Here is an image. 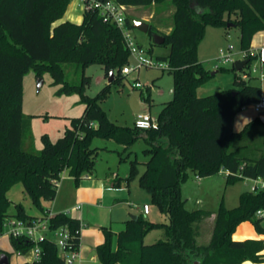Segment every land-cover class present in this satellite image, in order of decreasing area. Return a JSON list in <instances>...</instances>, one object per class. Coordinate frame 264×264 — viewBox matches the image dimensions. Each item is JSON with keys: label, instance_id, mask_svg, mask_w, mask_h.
Masks as SVG:
<instances>
[{"label": "trees", "instance_id": "1", "mask_svg": "<svg viewBox=\"0 0 264 264\" xmlns=\"http://www.w3.org/2000/svg\"><path fill=\"white\" fill-rule=\"evenodd\" d=\"M114 1L124 6H147L167 0ZM170 1L175 6L173 27L169 33L162 34L164 43L170 45V52L157 59L170 66L173 95L158 113L157 126L141 129L111 121L99 101L112 83L123 82L122 68L130 62L123 33L115 23L105 21L97 9H84L81 23L65 20L55 24L62 18L69 0H0V235L12 217L28 223L39 218L28 213L22 204L16 205L14 213L9 212L8 191L15 184H23L25 193L43 215L48 210L46 203L52 202L57 195L64 170L73 176L76 185L82 175L93 171L98 151V147L91 144L90 138L94 134L117 140L125 150L143 137L148 159L140 184L166 215V222L161 224L168 238L145 243V233L156 224L138 215L137 219H128L126 227L118 232L116 249L113 248L112 232L104 228L105 239L96 248L100 262L242 264L248 259L264 262L262 240L233 238L237 226L246 220L264 233L262 218L256 216V211L264 207V188L243 191L237 206L228 208L221 204L216 211L188 209L187 200L181 193V183L190 170L199 177L228 170L230 173L225 174L228 183L264 177V137L260 156L250 157L243 153L246 148L243 143L256 120L240 131H235L233 126L235 116L243 107L261 98V87L251 83L252 77L243 79L233 66L232 87L207 96L197 95V87L209 77L198 56L206 25L227 27L233 22L239 26L241 48L251 62L253 37L264 30V0ZM126 26L133 28L128 18ZM147 33L152 39L153 34L159 32L149 24ZM94 62L102 65L107 78L114 73L112 81L96 96L83 93L82 115L73 118L71 127H67L56 141L43 134L41 150H26L23 137L28 135L30 119L23 112V78L27 71L35 69L41 76L44 70H49L54 82L58 83L65 80L64 64L75 63L83 70L82 80L74 85L65 81L61 91L83 92L91 82L84 69ZM244 67L240 71L244 72ZM144 99L149 101V96ZM136 166V160H131L132 173ZM120 180L115 178L114 183L119 184ZM213 214L215 220L210 240L199 244V223ZM49 225L51 229L67 226L74 247H80L79 219L58 212L50 218ZM11 242L16 251L23 254L36 245L40 247V257L26 264H64V257L50 237L34 241L11 236ZM3 253L0 250V257Z\"/></svg>", "mask_w": 264, "mask_h": 264}, {"label": "rangeland", "instance_id": "2", "mask_svg": "<svg viewBox=\"0 0 264 264\" xmlns=\"http://www.w3.org/2000/svg\"><path fill=\"white\" fill-rule=\"evenodd\" d=\"M174 11L175 6L170 0H167L161 4L147 6L130 5L125 9V17L132 23L141 20L152 24L157 32L163 34L170 32L173 27ZM83 12V0H69L62 18L57 20L55 24L62 23L65 20L77 24L81 23ZM130 32L135 41L140 45L142 44L154 60L158 56L169 54L170 45L168 43L152 45L153 38L151 39L147 32L134 27L130 29ZM240 34L241 29L239 26L226 27L211 23L206 25L204 37L198 47V56L209 72V77L197 87L198 96L215 94L234 85L235 72L232 70L234 62L224 61L220 57L223 52L225 55L231 53L230 58L234 61L245 58L244 51L241 48ZM151 49L152 51H150ZM251 52L254 55L253 59L244 67V72H249L252 82L262 84L260 73L264 71V63L261 59V49L252 48ZM130 64H135L133 56L130 57ZM255 67L258 68V72L254 73L253 69ZM214 71L216 73L212 74ZM64 72V82L60 81L58 83L54 82L49 70H44L42 75L38 76L35 69H31L24 75L23 112L30 119V128L28 135L23 137V146L28 151L37 152L41 150L43 146L41 137L43 134H48L52 141H56L58 137L62 136L64 130L71 127L72 119L80 117L83 113L85 106L83 93L96 96L108 84V78L102 65L94 62L84 69L85 75L91 77V82L83 92L77 90L71 92L61 91L65 81L72 85L80 84L83 74L81 67L75 63H65ZM238 73L242 75L243 71H238ZM38 78L43 79L39 88ZM136 81L140 82L141 87L135 86ZM172 95V73L168 69L160 67L143 66L139 70L136 69L126 74L123 82L112 83L107 94L101 97L99 101L111 121L119 125L132 127L139 112H150L152 116L157 117L164 103L172 99ZM146 96H149V101H145L144 97ZM254 113L255 115L259 114V112ZM90 139L91 144L98 147V151L93 171L86 173L88 177L98 186L104 183L105 186L111 185V174H117L121 178L118 187L112 188L115 190L114 192L107 191L104 195H99L98 198L93 199L91 207H94L95 220L90 223L91 227H97L98 224H107V227L103 225L99 228L103 236L105 235L104 228L112 232L113 248L116 249L118 232L126 227V221L132 215H142L139 206L142 207L147 202L150 205L151 213L142 216L147 221L155 223L156 226L151 227L145 233V243L151 244L158 240L167 239L165 227L161 224L166 222V215L152 202L150 193L140 184V176L145 170V161L148 159L145 152L147 147L145 139L139 137L129 150H125L124 145L117 140L113 138L106 139L99 134H94ZM133 159L136 160L137 165L134 173L131 171V160ZM65 171L62 172L58 185L66 177ZM127 177H130L129 180ZM83 178L82 175L80 182ZM252 184L248 179L228 183L223 170L206 177H199L194 171L190 170L188 177L181 183V193L182 197L187 200L186 207L188 209L204 208L216 211L221 204L228 208L237 206L240 194L249 190ZM73 185H76L75 180ZM98 190L101 191L99 188ZM91 193L93 195V190ZM8 198L11 200L9 208L11 213L16 211L17 204H22L26 211L32 215H40L41 213L39 207L27 196L21 183L15 184L8 191ZM261 223L264 226V218H262ZM108 224H112L113 229ZM242 225L247 227V231L244 233L246 235L251 231L252 233L264 235L249 220L244 221L235 233L241 231ZM213 227V217H208L199 223V244L209 242ZM11 228L9 223L5 224L4 232L0 235V247H13L10 235ZM44 234L52 239L56 238L53 231L48 230ZM245 238L249 237L246 236ZM14 255H16V252L10 254V256Z\"/></svg>", "mask_w": 264, "mask_h": 264}, {"label": "crops", "instance_id": "3", "mask_svg": "<svg viewBox=\"0 0 264 264\" xmlns=\"http://www.w3.org/2000/svg\"><path fill=\"white\" fill-rule=\"evenodd\" d=\"M127 7L128 6H125V8ZM252 48L261 49V51L262 49H264V30L259 31L254 35L250 51H252ZM251 83L256 84L252 82V80H251ZM256 85H259L261 87L262 94L264 95V81H262V84H256ZM253 110L254 109L251 105L243 107V109L235 116L233 126H234L235 131H240L248 123L254 120L257 121L258 119V121L257 122L255 121L254 125L251 128H249L251 130L248 132V138L245 141L246 143H243L244 145H246V148L243 149V153L245 155L250 156V157H258L260 156L262 152L261 142L264 137V115L263 117H260V114L264 111H256V110L253 111ZM254 112H259V114L255 115ZM65 173L67 175H65L66 177L62 180L61 184L58 185L57 195L55 199L52 202L47 203V207L53 213L65 212L67 210H71L70 212L71 217L73 216L79 219L82 223H85L84 225L85 227L83 226L81 228V242H80V247H79V251L81 252H80L79 262L81 264H102L99 260L96 248L105 239V235L103 236V233L101 232V229L99 228L100 226H103L104 224H98L97 226L98 228L91 227L90 223H92L95 220L94 218L95 211H94V207H91L92 206L91 204L93 202V199L98 198L99 195L102 196L104 195V193H107V191L114 192L115 190L112 188L118 187V185L121 182L120 180L119 184L118 183L115 184L114 180L115 178H120V177L117 174H113V175L111 174L112 176L110 180L111 185L108 184L109 186L108 185L105 186V183H104L103 185L101 184L100 186H98L96 183H94V181L91 180V178L88 177L87 174H84L83 175L84 178L83 180H81L80 184L73 185L74 183L73 176L69 175L68 170H66ZM105 181H108V180H105ZM98 188L101 191H99ZM92 190L94 192L93 195H91ZM144 204H148V203L145 202ZM76 205H80V208L76 209L75 208ZM139 210L142 215H149L151 213V208L148 214H144L142 211V207L140 206H139ZM41 215L42 213L36 216H41ZM212 217L215 220V214L210 216V218ZM14 219L15 218L12 217L10 220H14ZM242 223H244V221L241 222L237 226L236 230L239 229ZM104 226L107 227V224ZM108 226L113 229L112 224H108ZM241 228L242 229L240 232L233 233V238H235L236 240H247V239H257L258 240L259 239V240H262L264 243V235L256 234L254 232L252 233V231L246 235L244 233L247 231V227L242 225ZM244 235H246L249 238H245L246 236ZM13 248L14 247L10 248L7 246L0 247V250L4 252L3 255H7L6 253H8L9 262L17 263V264H22V263L26 264L34 260L32 252L22 254L16 251L15 248H14L15 250L13 251ZM13 252H16V255L10 256V254L11 253L13 254ZM261 253L264 254V248L261 251ZM255 263H258V262H254L248 259V260H245L242 264H255ZM259 263L264 264V262H259Z\"/></svg>", "mask_w": 264, "mask_h": 264}, {"label": "built area", "instance_id": "4", "mask_svg": "<svg viewBox=\"0 0 264 264\" xmlns=\"http://www.w3.org/2000/svg\"><path fill=\"white\" fill-rule=\"evenodd\" d=\"M84 9H97L103 15L105 21L115 23L122 31L124 37V43L130 52V57L133 56L135 58V64H130V62L122 68L123 74H129L136 69L139 70L143 66L149 67H160L163 69H169L170 66L167 62L161 61L159 59L154 60L152 56L148 54V51L137 41H135L132 36L130 29L126 26V17H125V6L116 3L114 0H83ZM231 48V46H230ZM245 58H247V53L244 51ZM231 53L225 55L223 52L221 53L220 59H224V61H233L230 58ZM253 72H258V68L255 67ZM251 77L250 74L243 72L242 78L248 79ZM260 79L264 81V71L260 73ZM136 87H141L140 82H135ZM251 106L256 111H264V95L262 94L261 98L252 103ZM134 125L141 129H150L157 126V117L152 116L150 112H142L137 114ZM225 174L230 173L228 170L224 171ZM237 175V174H236ZM250 180L253 184L251 185L252 191H258L264 188V177L258 178H245ZM76 209L80 208V205L75 206ZM142 211L144 214H148L150 212V205L143 204ZM71 210L65 211V213L70 214ZM51 210H46V212L42 216H38L39 218L34 219L32 222H25L20 219L10 220L8 223L11 225L10 235L14 237H24L34 241H38L40 239L46 238L47 236L44 232L50 230L55 233L56 238L53 239L59 249V252L64 257V264H81L79 262L80 252L79 248H75L72 241V234L67 226H61L56 229H51L49 225L50 218L54 215ZM256 216L259 218H264V207L258 209L256 211ZM83 223L81 222V228L83 227ZM34 259H38L40 257L41 251L40 247L36 245L31 249Z\"/></svg>", "mask_w": 264, "mask_h": 264}, {"label": "water", "instance_id": "5", "mask_svg": "<svg viewBox=\"0 0 264 264\" xmlns=\"http://www.w3.org/2000/svg\"><path fill=\"white\" fill-rule=\"evenodd\" d=\"M230 26H235V23L233 22H229L228 23V27ZM133 27L137 28L143 32H148L149 29V23L145 22V21H141V20H136L133 22ZM153 42H155V44H163L165 41V37L161 34V33H154L153 36ZM261 59L262 62L264 63V49H262L261 51ZM249 62V59H243V60H236L234 62V66L236 68L237 71H240L247 63ZM216 73V71H214L212 74ZM113 72H111L110 76L108 77V83H110L113 79ZM38 88L41 86L43 79L42 78H38ZM264 112H262L260 114V117H263ZM132 219H137L136 215L131 216ZM9 260L7 255H3L0 257V264H8Z\"/></svg>", "mask_w": 264, "mask_h": 264}]
</instances>
